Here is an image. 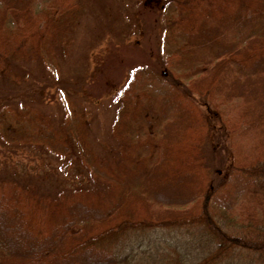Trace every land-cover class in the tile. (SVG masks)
<instances>
[{
    "label": "trees",
    "instance_id": "trees-1",
    "mask_svg": "<svg viewBox=\"0 0 264 264\" xmlns=\"http://www.w3.org/2000/svg\"><path fill=\"white\" fill-rule=\"evenodd\" d=\"M158 5L165 62L129 70L108 152L91 147L89 117L68 97L58 122L0 97V144L44 149L64 171L76 159L87 177L44 194L0 169V264H264V0ZM85 9L0 0V80L30 62L57 67ZM217 126L232 153L223 176L201 154Z\"/></svg>",
    "mask_w": 264,
    "mask_h": 264
},
{
    "label": "rangeland",
    "instance_id": "rangeland-1",
    "mask_svg": "<svg viewBox=\"0 0 264 264\" xmlns=\"http://www.w3.org/2000/svg\"><path fill=\"white\" fill-rule=\"evenodd\" d=\"M83 1L85 12L72 34L69 53L58 56V66L49 67L41 62L25 64L21 79L0 80V97L3 102L11 97V105H32L49 114L55 122L68 114V97L72 106L88 115L87 139L95 151L103 154L108 150L102 145L108 146L113 140L110 136L116 106L113 99L129 70L139 64L155 67L165 62L159 47L161 25L158 19L154 20V5L159 6L161 0ZM200 109L204 116L210 115L204 105ZM234 109L230 107L229 111L235 114ZM218 129L217 126V132L205 138L201 154L212 174L223 176L229 174L227 164L232 153L227 140L222 138L223 142H217ZM248 136L246 133L242 137ZM62 166L60 158L36 146L9 151V147L0 144V169L4 177H33L34 181L30 182L44 194L52 193L55 183L60 187L87 181L76 159L68 170L64 171ZM176 232L158 230L153 234L173 236ZM162 247L171 248L164 244Z\"/></svg>",
    "mask_w": 264,
    "mask_h": 264
}]
</instances>
